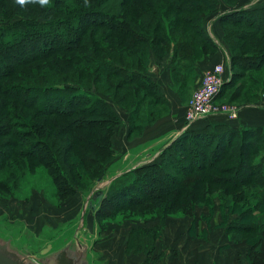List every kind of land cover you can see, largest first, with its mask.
Instances as JSON below:
<instances>
[{
	"label": "trees",
	"instance_id": "obj_1",
	"mask_svg": "<svg viewBox=\"0 0 264 264\" xmlns=\"http://www.w3.org/2000/svg\"><path fill=\"white\" fill-rule=\"evenodd\" d=\"M8 1L0 0V18L6 22L0 24V139L8 138L0 142V172L15 168L17 162L31 171L41 164L49 171L57 195L64 197L80 190L90 193L106 177L113 136L121 124L115 105L130 112L131 124L141 121L145 126L160 115L154 114L153 105L142 115L150 94L167 108V96L148 69L152 53L160 58L170 50V62L185 60L183 71L192 78L199 75L197 62L220 48L200 22L218 0H22L34 2L25 9L3 7ZM156 2H163L177 17L170 21L169 11L163 13L164 7ZM226 2L234 9L222 13L219 21L230 55L231 78L216 100H241L243 109L256 104L250 99L262 100L256 88L262 85L264 91V79L246 77L249 70L264 65V5L243 8L240 0ZM194 13L201 17L194 27L204 44L182 35L173 41L169 36L173 30L181 23L192 24L182 16ZM232 25L247 29H232ZM235 38L241 41L236 43ZM61 55H65L62 61L70 57L76 62L75 76L92 84L69 73L61 79L50 76L53 72L47 63ZM178 69L173 67V76ZM114 78L120 81L114 83ZM116 86L123 91L117 92ZM106 94L115 105L103 97ZM211 118L184 130L156 162L113 180L96 212V230L109 206L116 211L143 207L163 224L176 209L170 200L184 202L182 209L189 212L200 195H206L200 190L209 179L226 188L225 205L232 204L238 213L227 223V231L234 238L236 233L261 231L256 243L263 240L264 217L254 214L264 205V194L248 188L264 190V127H241L237 120ZM190 198L195 199L186 204ZM109 214L105 218H111ZM133 233L139 238L131 248L153 254L159 229ZM250 264H261V260L254 256Z\"/></svg>",
	"mask_w": 264,
	"mask_h": 264
},
{
	"label": "rangeland",
	"instance_id": "obj_2",
	"mask_svg": "<svg viewBox=\"0 0 264 264\" xmlns=\"http://www.w3.org/2000/svg\"><path fill=\"white\" fill-rule=\"evenodd\" d=\"M218 2L219 4L215 8H211L203 19L197 13L184 14L182 17L190 20L192 24L186 26L181 23L179 28L177 27L169 34L170 38L173 41H177L182 35L189 40L196 38L197 41L204 44L203 39L197 33L198 27H194L195 24H198L201 19L202 27L206 29L208 22L218 18L222 13L230 12L234 9L233 6L227 4L226 0H218ZM240 2V7L243 8H247L245 7L247 3L250 6H263L264 4V0H240ZM40 3L41 1H38V4ZM156 3L164 7L162 9L163 13L165 12L164 10H168L163 2ZM31 4L33 5L34 2L16 0L15 3V0H10L5 2L3 7L25 9ZM168 11L170 13V21L177 17L170 10ZM4 23L6 22L0 18V24ZM217 26L222 32L223 45L226 46L223 25L219 21ZM230 28L237 30L247 29L239 25H232ZM176 35L179 38H176ZM235 40L236 43L241 41L239 38H235ZM216 51L218 52H208L205 57L203 56L199 60L200 62H197V65L200 66V63L211 60L221 52L220 48ZM167 52L169 53L164 52L160 58L155 53L150 56V65L148 67L150 75L158 84L159 82L161 83V89L164 93H167L166 96L169 101L166 108L157 104L155 98L150 94L143 107L142 115H145L149 111L150 106L153 105L151 108L155 111L154 114H160L153 124L145 126L141 121L131 124L130 112L116 106L109 94L103 96L115 105L121 117V124L116 127L113 136V155L107 160L109 162L105 165L106 177L99 179L101 182H97L102 190H105L116 178L133 170V168H130L133 164L139 163L140 165L137 167L145 165L147 164L145 162L156 154L163 145L166 144L164 148L168 147L182 133L180 131L178 136L174 134L177 127L189 126L185 123L183 126L187 107L194 92L200 87L205 73L217 65L214 64L213 67L206 69L199 82V75L191 78L183 71V65L187 63L185 60L177 59L171 63V51ZM65 55L58 56L56 62L47 63V69L50 67L51 72H53V75L50 76L61 79L67 76L66 73L71 76L76 75L74 70L76 62H71L72 59L70 57L62 61ZM175 66L179 67V69L177 75L173 76V67ZM249 76L263 81L264 65L261 69L249 70L246 73V77ZM75 78L84 83L88 84L91 82L90 84H92L91 80L89 81L84 77L78 78L75 76ZM116 81H120V79L114 78V83ZM169 82L171 85H169ZM164 84L168 87H165ZM99 85L105 86L102 83H99ZM261 86L256 88V91L263 98L264 91H262ZM115 88L117 92L123 91L122 87L118 88L116 86ZM172 92L175 95H172ZM260 101V98L259 100L250 99L251 104L259 103ZM215 103L237 107H241V104H243L241 100L238 103H229L219 99ZM19 112L22 111L19 110ZM28 113L34 114L35 111L29 110ZM170 117L171 120L169 119ZM209 120L215 119L211 118ZM61 121L63 120H58L60 124L62 123ZM205 121L199 124H205ZM199 124L196 122L193 126H190L195 127ZM6 140L8 138H2L0 142L3 143ZM127 147L136 153L132 156V164L129 163V160H126L128 163L125 165V160L122 163L121 157L125 156L123 154L126 152ZM152 147L154 149L149 152ZM17 163L15 168L12 165L10 168L0 172V223L5 224L9 231L21 229V235L22 237L25 236L27 244L35 251H40L49 238L56 237L59 232L66 230L72 222L75 223L80 218L89 192L80 190L76 195L67 197H64L65 195H57L52 177L46 167L36 164L33 167L34 170L31 171ZM124 171L126 172L124 173ZM22 174L23 176L20 177ZM212 175L214 176L215 172H212ZM225 189L224 186L213 184L208 179L200 190L206 195H200L201 200L199 202L195 201V205L189 212L183 211L184 202L176 203V201L171 202L170 200V203L176 209L170 212L163 224L160 223L159 219L153 217L156 214H148L149 212L143 207L129 208L124 211H116L113 206L107 207L104 210V217H100L99 226H97L98 230H96V243L93 249L95 264H250L251 258L254 256L256 259L260 258L261 264H264V233L261 235L263 240L256 243L261 231L253 235L236 233L235 238L227 231V223L233 221L238 216V213H235L231 207L232 204L229 206L225 205L227 201ZM248 189L264 194V190L257 187ZM239 193H244V190L243 192H230V195ZM192 199L195 198H190L186 204H192ZM249 203L254 205L256 201ZM263 211L264 205L254 215L262 218L264 217ZM109 213H112L111 218H105L110 215ZM245 223L247 226L250 224L249 221ZM154 227L159 229L160 237L157 240L153 254L147 255L131 248L133 240L139 238V234L133 232L149 230Z\"/></svg>",
	"mask_w": 264,
	"mask_h": 264
},
{
	"label": "water",
	"instance_id": "obj_3",
	"mask_svg": "<svg viewBox=\"0 0 264 264\" xmlns=\"http://www.w3.org/2000/svg\"><path fill=\"white\" fill-rule=\"evenodd\" d=\"M105 190L97 183L85 199L80 218L49 238L40 251L27 244L21 229L9 231L0 223V264H94L91 252L96 242V212Z\"/></svg>",
	"mask_w": 264,
	"mask_h": 264
},
{
	"label": "crops",
	"instance_id": "obj_4",
	"mask_svg": "<svg viewBox=\"0 0 264 264\" xmlns=\"http://www.w3.org/2000/svg\"><path fill=\"white\" fill-rule=\"evenodd\" d=\"M257 6H260V5H257ZM257 6H250L247 3V5L245 7L251 8V7H257ZM225 11H227V10H225ZM218 23H219V17L211 20L210 22H208L206 29L209 31V33L212 35V37L219 44L220 51L221 52H220V54H217L215 57H213L211 60H209V61L207 60V61H205L203 63H200L201 65L198 66V68H199V82L201 81L202 75L205 73L206 69L208 70L209 68L213 67L214 64H217L218 65V63L219 64H223L225 66V69H226L225 75H224V83L225 82H228L230 80V78H231L230 55H229V53H227V49L223 45V42H222V32H220V29L217 26ZM221 53H222V55H221ZM159 84L161 86V83L160 82H159ZM169 85H171L170 82H169ZM165 87H168V86L165 85ZM165 90H166V88H165ZM165 94L167 95V93H165ZM172 95H175V94H173V92H172ZM212 118H214L217 122H222V121L223 122H226V121H229V119L226 116H224V115H215V116H212ZM169 119L171 120V117ZM237 121H238V125L241 126V127H244V126L264 127V97L262 98V100L259 103H256V104H254V105H252L250 107H246V108L240 109L239 118L237 119ZM184 123L185 122L183 121V126H184ZM189 127H190V125L188 127L187 126L177 127L176 132L174 134H176L178 136V134H180V131L183 132L184 130L188 129ZM165 146H166V144L163 145L161 147V149H158V151L156 152V154L152 155L150 157V159H148V161H146L145 163L149 164V163L156 162L159 159L160 152L164 149ZM152 149H154V147L150 148L149 149V152H151ZM144 151H146V150H144ZM144 151H142V152H144ZM135 153L136 152H134V150H132L129 147H127L126 148V152L123 154L125 156L122 155L123 157H121L122 158L121 159L122 160L121 162L123 163L124 160H125V165H126L128 163V162H126V160H129V163L132 164V159H133L132 156H134ZM137 155H139V154H137ZM136 157L139 158L140 156H136ZM138 165H140V164L139 163L138 164L137 163L136 164H133L132 167H130V168L131 169L132 168L134 169ZM125 172L126 171H124V173ZM91 254H92L93 259H94V255L95 254L93 255V250H92ZM94 264H95V260H94Z\"/></svg>",
	"mask_w": 264,
	"mask_h": 264
},
{
	"label": "built area",
	"instance_id": "obj_5",
	"mask_svg": "<svg viewBox=\"0 0 264 264\" xmlns=\"http://www.w3.org/2000/svg\"><path fill=\"white\" fill-rule=\"evenodd\" d=\"M225 71V66L218 64L205 73L200 87L194 92L187 107L185 114L187 125L214 115H224L231 121L239 118L240 107L215 103L224 84Z\"/></svg>",
	"mask_w": 264,
	"mask_h": 264
}]
</instances>
